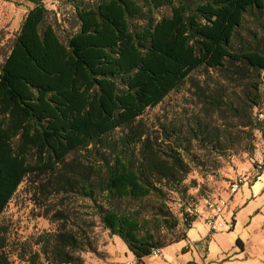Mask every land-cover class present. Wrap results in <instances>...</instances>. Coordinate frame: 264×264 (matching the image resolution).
<instances>
[{"label":"trees","instance_id":"1","mask_svg":"<svg viewBox=\"0 0 264 264\" xmlns=\"http://www.w3.org/2000/svg\"><path fill=\"white\" fill-rule=\"evenodd\" d=\"M27 1L34 7L0 64V220L23 182L36 177L43 193L88 200L137 264L186 240L197 216L183 210L180 229L168 202L187 194L194 142L213 152L233 141L201 118L185 124V138L166 125L163 138H153L140 118L189 81L208 106L238 116L225 97L227 87H240L242 104L259 107L264 44L237 45L236 36L248 14L264 11V0H68L79 28L67 41L44 0ZM164 8L170 14L158 18ZM200 70L217 74L214 88L194 79ZM247 121L240 126L253 125L252 114ZM60 215L55 232L19 250L22 262L87 264L83 255L96 252L87 231L94 222ZM8 246L0 224V264H15Z\"/></svg>","mask_w":264,"mask_h":264},{"label":"rangeland","instance_id":"2","mask_svg":"<svg viewBox=\"0 0 264 264\" xmlns=\"http://www.w3.org/2000/svg\"><path fill=\"white\" fill-rule=\"evenodd\" d=\"M44 3L51 13L50 21L56 25L59 36L67 41L79 28L73 7L68 0H44ZM33 7L27 0H0V64L9 55L24 18ZM169 14L168 8L161 9L158 18ZM255 38L261 39L264 44V11H255L253 15L246 16L236 36L237 45L242 40L253 41ZM193 77L202 85L210 83L212 88L215 87L213 81L218 80L213 71L200 70ZM262 78L263 100L252 111L242 104V88L227 87L226 102H232L235 108H240L237 114L240 118L225 106L218 109L203 104L190 81L173 91L160 105L148 109L140 118L147 133L153 138L163 136L164 125L169 130L178 131L185 138V124H192L194 118H201L212 128H219L228 138L227 143L233 141L225 151L218 149L213 152L194 142L190 153L196 158L190 162L191 173L184 183L188 186L187 194L185 197L169 195L168 204L181 221L180 229L184 226L183 210L193 214L196 209L204 206L208 198L228 196L232 181L240 175L253 173L257 164L264 165V72ZM251 114L255 119L254 124L240 126L243 122H248ZM121 135L118 131L112 139L118 140ZM183 154L185 155V151ZM255 186L245 184L230 200V212L235 215L237 224L235 230L225 233L230 234L227 236L228 243L232 242V238L236 239V235H241L237 239L243 240L249 251L258 252L264 251V184L259 189ZM61 213L72 220L87 219L94 222L95 225L87 231L94 239L96 252L83 255L87 264H137L129 259V250L122 239L103 228L88 200L74 195L43 193L40 180L36 177H28L23 182L0 220L8 240V251L15 264H25L18 258L22 247L32 246L40 235L58 229L63 222L59 219ZM68 228L74 229L71 224Z\"/></svg>","mask_w":264,"mask_h":264},{"label":"crops","instance_id":"3","mask_svg":"<svg viewBox=\"0 0 264 264\" xmlns=\"http://www.w3.org/2000/svg\"><path fill=\"white\" fill-rule=\"evenodd\" d=\"M263 184L258 183L255 188H262ZM186 236V240L162 249L161 257H146L142 264H264V251H249L243 240L240 246L237 245V238L241 235H236V239L232 238V242L228 243L227 236L230 234L210 233L202 219L193 223ZM129 259L137 262L130 250Z\"/></svg>","mask_w":264,"mask_h":264},{"label":"built area","instance_id":"4","mask_svg":"<svg viewBox=\"0 0 264 264\" xmlns=\"http://www.w3.org/2000/svg\"><path fill=\"white\" fill-rule=\"evenodd\" d=\"M264 183V165L257 164L253 173L240 175L229 185L228 196H213L205 201L202 208L195 210L197 218L203 220L210 233L232 232L236 227L235 215L230 212V200L245 184ZM193 226V224H192ZM192 244V242H188ZM161 250H154L153 257H161Z\"/></svg>","mask_w":264,"mask_h":264}]
</instances>
